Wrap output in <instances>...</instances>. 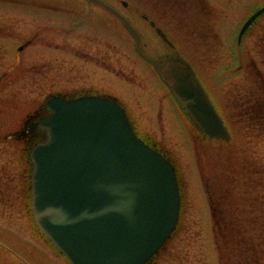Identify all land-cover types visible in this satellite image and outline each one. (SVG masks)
I'll return each instance as SVG.
<instances>
[{
	"label": "rangeland",
	"instance_id": "374dc122",
	"mask_svg": "<svg viewBox=\"0 0 264 264\" xmlns=\"http://www.w3.org/2000/svg\"><path fill=\"white\" fill-rule=\"evenodd\" d=\"M126 1L134 10L162 11L164 15L177 2ZM182 4L183 0H179L181 10ZM85 9L88 18L84 16ZM106 17L81 0H0V77L4 78L0 82V131L17 130L26 114L38 109L53 93L92 89L112 94L126 105L139 133L149 134L170 151L183 181L182 217L177 232V239L181 240L163 256L161 264H220L206 184L210 190H221V179H227L224 174L230 177L227 204H233V211L227 213L228 223L232 217H239L245 226V232L242 228L232 243L242 241L241 248L247 251V246L255 242L259 252H263V186L252 184L248 187L250 192L233 189L237 186L232 180L244 174L241 168L232 174L236 161L231 154L239 152L245 156L252 145L253 152H257L251 153L252 160L256 166L264 167V143L246 139L249 129L243 128L233 129L234 139L227 144L194 139L185 114L174 104L157 75L136 55L132 39ZM181 18L174 14L173 24L169 25L178 35L182 34L177 21ZM133 19L140 27L136 17ZM33 37L34 42L19 52L18 48ZM18 146L0 142V242L5 245L0 248V264H21L10 251L37 264H67L24 216L27 177L20 168ZM220 163L227 168L219 170ZM215 167L217 181L208 176ZM244 200L250 207H244ZM235 262L240 264L241 259L236 258Z\"/></svg>",
	"mask_w": 264,
	"mask_h": 264
},
{
	"label": "water",
	"instance_id": "95a60500",
	"mask_svg": "<svg viewBox=\"0 0 264 264\" xmlns=\"http://www.w3.org/2000/svg\"><path fill=\"white\" fill-rule=\"evenodd\" d=\"M90 1L124 23L137 52L205 133L227 137L187 64L167 61L161 67L142 52L140 34L122 14L102 0ZM50 107L54 115L41 122L49 139L32 154L37 223L73 264H145L177 220L172 168L133 135L115 102L53 98Z\"/></svg>",
	"mask_w": 264,
	"mask_h": 264
},
{
	"label": "flooded vegetation",
	"instance_id": "af4514ba",
	"mask_svg": "<svg viewBox=\"0 0 264 264\" xmlns=\"http://www.w3.org/2000/svg\"><path fill=\"white\" fill-rule=\"evenodd\" d=\"M255 27V26H254ZM252 27L248 34L250 33V31L254 28ZM255 34V30L251 33V36ZM258 38V48H259V52L256 50V46H255V41ZM252 45L251 47L248 49V55L250 57L249 59V63L247 65V67H245L243 70H245V73H242V75H237L234 71H229V72H224L225 69L229 68V63H231L233 65V60H230V62H228V58H229V54H227V57L225 59V55L223 53V51H221V53L219 54L218 57V67L219 70L221 72H224L223 75H221V98H224V100L226 101V105L224 104V108L227 111L228 114V107L229 105H233V102L229 103L230 100V95L227 97L224 90H226L227 93H231V88L233 87V91L235 89H238L239 87V79L240 77H242V80L247 78V81H249L250 83V77L252 73H255L256 70L262 73L263 77H264V71H262V69L260 68L258 62H257V57L259 58V60H262V63L264 65V29L262 31H260L259 35L256 36V34L253 36L252 41H251ZM242 69V68H241ZM239 70V69H238ZM238 72V71H236ZM237 75V76H236ZM252 84H254V81H251ZM259 86L261 87V84L259 83ZM264 88V85H263ZM238 96L239 97H246L247 95L245 93L240 94L238 92ZM237 102L238 99H237Z\"/></svg>",
	"mask_w": 264,
	"mask_h": 264
},
{
	"label": "trees",
	"instance_id": "16d2710c",
	"mask_svg": "<svg viewBox=\"0 0 264 264\" xmlns=\"http://www.w3.org/2000/svg\"><path fill=\"white\" fill-rule=\"evenodd\" d=\"M225 228H226V226H225ZM215 233H216V235H217V240H218V242L220 243V241L222 240V227H221V224L216 220V223H215ZM221 235V236H220ZM220 236V237H219ZM222 242V241H221ZM220 244H224V243H220ZM228 247H230V248H232V249H234V247L232 246L231 247V244H229L228 245ZM230 253H232V251L230 250V252H229V254ZM245 260H246V263L248 264V258L246 257L245 258ZM226 263L227 264H231L232 263V259L229 257V259L227 258V260H226Z\"/></svg>",
	"mask_w": 264,
	"mask_h": 264
}]
</instances>
